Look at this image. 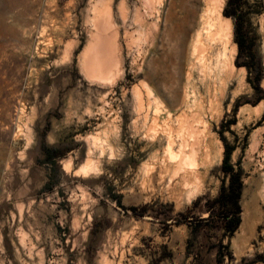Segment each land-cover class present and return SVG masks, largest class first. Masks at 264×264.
<instances>
[{"label": "rangeland", "instance_id": "rangeland-1", "mask_svg": "<svg viewBox=\"0 0 264 264\" xmlns=\"http://www.w3.org/2000/svg\"><path fill=\"white\" fill-rule=\"evenodd\" d=\"M244 12L264 69V0ZM181 13L183 0H0V264H217L219 243L221 264H264V99L235 65L230 18L243 84L200 125L214 153H171ZM223 140L243 172L230 236L193 224L222 185Z\"/></svg>", "mask_w": 264, "mask_h": 264}, {"label": "bare ground", "instance_id": "bare-ground-1", "mask_svg": "<svg viewBox=\"0 0 264 264\" xmlns=\"http://www.w3.org/2000/svg\"><path fill=\"white\" fill-rule=\"evenodd\" d=\"M225 2L183 0L181 17L170 32L167 30L169 44L175 50L170 59L180 64L179 78L183 76L186 80L181 103L186 110L180 114L183 117H179L178 152L171 150L174 138L170 136L168 146L171 153L184 162L199 151L205 157H212L214 150L200 125L205 126V115L219 113L226 95L234 96L243 84L234 65L236 48L232 42V23L223 15ZM249 219L250 215L245 213L241 229L248 225Z\"/></svg>", "mask_w": 264, "mask_h": 264}, {"label": "trees", "instance_id": "trees-1", "mask_svg": "<svg viewBox=\"0 0 264 264\" xmlns=\"http://www.w3.org/2000/svg\"><path fill=\"white\" fill-rule=\"evenodd\" d=\"M246 0H227L223 9V15L234 22V42L237 46L235 65L244 67L252 79L250 81L254 91L259 94L257 101L264 99V92L260 87L263 79V65L257 50L256 37L250 32L249 22L245 17L244 6ZM224 142V157L220 166L223 174L222 185L216 198L208 203L209 218L205 221L200 217L195 218L194 227L208 226L217 223L224 236L232 235L241 223L240 199L243 190V172L240 167L234 168L230 163V154L234 150ZM48 161L59 156L57 148H44ZM136 211L135 208L132 209ZM216 261L221 264L222 249L226 246L219 243L217 246Z\"/></svg>", "mask_w": 264, "mask_h": 264}]
</instances>
